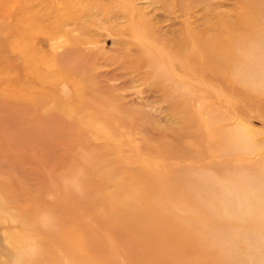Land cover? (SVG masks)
I'll list each match as a JSON object with an SVG mask.
<instances>
[{
	"label": "rangeland",
	"instance_id": "374dc122",
	"mask_svg": "<svg viewBox=\"0 0 264 264\" xmlns=\"http://www.w3.org/2000/svg\"><path fill=\"white\" fill-rule=\"evenodd\" d=\"M0 264H264V0H0Z\"/></svg>",
	"mask_w": 264,
	"mask_h": 264
}]
</instances>
